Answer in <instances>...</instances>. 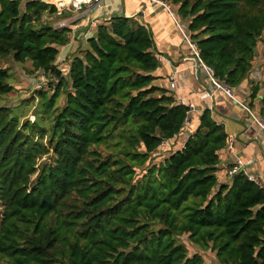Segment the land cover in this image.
Instances as JSON below:
<instances>
[{"label":"trees","instance_id":"1","mask_svg":"<svg viewBox=\"0 0 264 264\" xmlns=\"http://www.w3.org/2000/svg\"><path fill=\"white\" fill-rule=\"evenodd\" d=\"M163 1L217 77L244 84L264 0ZM56 11L45 0H0V56L58 80L35 91L34 121L0 107V264H264V186L244 172L218 180L225 125L205 109L163 155L189 107L155 84L161 60L149 26L114 13L71 40L70 27L54 25L68 11L43 19ZM10 77L0 66V97L14 89ZM259 89L254 82L252 101ZM183 235L216 261L191 253Z\"/></svg>","mask_w":264,"mask_h":264},{"label":"crops","instance_id":"2","mask_svg":"<svg viewBox=\"0 0 264 264\" xmlns=\"http://www.w3.org/2000/svg\"><path fill=\"white\" fill-rule=\"evenodd\" d=\"M104 1L106 6L101 8L100 13L97 11L90 17L76 21L78 33L83 34L85 31L82 30L86 26L90 27V31L96 30L97 27L90 24V18L95 15L98 16L99 23L103 19H109L114 13L139 17L153 32L156 50L161 60L160 67L155 71V74L159 76L155 84L167 89L168 94H172L177 101L183 98L186 102L195 104L196 109L192 114L190 127L195 128L199 124L201 113L205 109H210L213 117L225 125L228 136L231 135L234 138L232 148L225 147L220 151L221 162L217 171L219 182L231 180L226 175V170L237 158L243 161L250 174L262 178L264 181V129L256 123L239 102L248 103L264 119V67H261V64L255 65L256 67L250 72L245 83L233 87L234 95L238 101L223 91H216L211 97L210 78L202 67L196 66L194 50L183 39L177 21L165 5L159 3L153 7L152 0ZM170 7L177 12L176 7ZM66 15L77 16L69 11ZM171 75L174 76L175 87H171L169 82ZM254 82H259L260 89L252 101L250 93ZM189 129L191 128L186 127L181 134L167 140L163 144V155L181 147L188 137L187 130Z\"/></svg>","mask_w":264,"mask_h":264},{"label":"rangeland","instance_id":"3","mask_svg":"<svg viewBox=\"0 0 264 264\" xmlns=\"http://www.w3.org/2000/svg\"><path fill=\"white\" fill-rule=\"evenodd\" d=\"M53 1L58 2V0L57 1L53 0ZM102 3L106 6L104 0ZM85 9L86 8H83L82 10L75 11V12L73 10L72 11L67 10V11H69L70 13H74V14H76L77 12L76 17H79V18L75 20L76 22L78 20L81 21L82 19L81 16L83 15H81L80 13L81 11H84ZM54 18L55 16L50 17L48 13L43 15L44 20L52 22V23L54 22L53 20ZM66 18L74 19L75 16L74 17L66 16ZM70 19H69V22H70L69 25H72L74 22L71 23ZM56 21H58V19L55 20V22ZM181 21L186 31H189L188 22L183 19H181ZM73 25H76V24H73ZM94 26L96 27V25ZM84 30L85 28L82 31ZM73 35L74 34H72L71 36V40L74 38ZM84 44L85 43H83V45ZM67 61L68 60L63 59L57 63H59L61 67L66 68L64 74H65V77L69 80L70 73H69V69L67 66ZM260 64H261V67H264V33L258 43V58H257L255 65L257 66ZM0 66L9 68V71L11 73L10 82L14 86V89L10 93L0 97V107L2 106L8 107L12 113L14 114L18 113L22 121L26 119H29L30 121H34L36 118L35 117L36 104L38 102V98L35 97V91H37L38 89L48 90L50 88H53L57 86L58 80H56L55 77L52 78L51 75L45 74L42 71L35 70L29 60L25 62H16L12 58L11 55L10 56H0ZM50 93H52V90H50ZM64 102H65V93H64V88H62L61 95L59 97V103L63 104ZM162 158H163V155L161 153H158L154 156L153 160L154 162L158 163L162 160ZM141 169L142 168L139 169L140 172H141ZM259 179L262 182H264L262 178H259ZM2 211H3V206L1 205V202H0V221L2 219ZM181 240H183L187 244L191 253L200 252L201 254H203L205 260L208 263H213L216 261L215 252L211 250H206V251L202 250L201 247H198L195 244L189 242L187 239V235H183L181 237Z\"/></svg>","mask_w":264,"mask_h":264},{"label":"built area","instance_id":"4","mask_svg":"<svg viewBox=\"0 0 264 264\" xmlns=\"http://www.w3.org/2000/svg\"><path fill=\"white\" fill-rule=\"evenodd\" d=\"M48 3H52L55 4L57 7V11L56 14H54L53 16L51 15L50 17H54L55 15H61L63 14L64 11H80L83 8H86L84 11H81V18H86V17H90L91 14L95 13L98 11V13L101 12V8H104L105 5L102 3L103 0H58V2H54L53 0H45ZM153 1V7H155L156 5H158L159 3L162 5H165L170 11L171 14L173 15V17L175 18V20L177 21V24L180 28V32L183 35V39L189 43V45L191 46V48L194 50V58L196 60V66H200L204 69V71L206 72V74L208 75V77L210 78V81L212 83V92H211V97L214 95V93L216 91H223L224 93H226L228 96L234 98L235 100L238 101V99H236L234 92H233V88L231 86H229L227 83H225L224 81L220 80L217 75L215 70L213 69V67H211L209 64H207L203 58L200 55V51L197 47V44L195 43V41H193L190 37V34H188L189 32L186 31L181 19L182 16L179 14V12H175L168 4H166L163 0H152ZM77 14V12H76ZM79 18V17H75L74 19H70V18H63L60 19L58 21H56L54 23L55 26L58 27H65L68 26L72 29L70 36H72V34H74L77 31L78 26L77 25H73L75 24V20ZM69 19L72 22H74L72 25H69ZM90 22L91 25H97L99 24V20H98V16L95 15V17H91L90 18ZM188 32V33H187ZM194 42V43H193ZM56 79V77H55ZM57 80V79H56ZM169 82L171 83V87H175L176 83L174 80V76H170L169 77ZM179 103L187 105L189 107V111H188V116L185 119V127L188 126L191 123V117L192 114L194 113L195 108V104L194 103H188L186 102L183 98H180L178 100ZM241 103V106L250 114V116L256 121V123L264 129V119L261 118L260 114L256 111H254L249 104L243 102V101H239ZM169 140V139H168ZM167 140H165L166 142ZM234 144V138L230 135L228 136L227 139V147L232 148ZM239 172H244L247 176H249L250 179L256 181L257 183H259L261 186H264V183L256 176L250 174L246 168H245V164L243 163V161L240 158H237L233 164L226 170V175L228 176V178L232 179V177L239 173Z\"/></svg>","mask_w":264,"mask_h":264},{"label":"bare ground","instance_id":"5","mask_svg":"<svg viewBox=\"0 0 264 264\" xmlns=\"http://www.w3.org/2000/svg\"><path fill=\"white\" fill-rule=\"evenodd\" d=\"M57 1V0H56Z\"/></svg>","mask_w":264,"mask_h":264}]
</instances>
